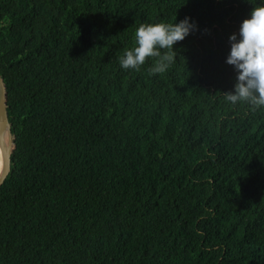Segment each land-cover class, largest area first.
<instances>
[{
    "label": "trees",
    "instance_id": "1",
    "mask_svg": "<svg viewBox=\"0 0 264 264\" xmlns=\"http://www.w3.org/2000/svg\"><path fill=\"white\" fill-rule=\"evenodd\" d=\"M255 6L0 0V264H264V108L224 99ZM185 17L165 73L121 69L140 24Z\"/></svg>",
    "mask_w": 264,
    "mask_h": 264
},
{
    "label": "clouds",
    "instance_id": "2",
    "mask_svg": "<svg viewBox=\"0 0 264 264\" xmlns=\"http://www.w3.org/2000/svg\"><path fill=\"white\" fill-rule=\"evenodd\" d=\"M195 29L188 17L179 23H142L134 33V46L118 57V63L125 71H139L152 59L149 75L163 74L175 62L173 46ZM229 41L226 63L237 76L234 90L226 92L224 99L232 105L247 104L255 112L264 108V6H255L250 18L241 23L238 36L233 33Z\"/></svg>",
    "mask_w": 264,
    "mask_h": 264
},
{
    "label": "water",
    "instance_id": "3",
    "mask_svg": "<svg viewBox=\"0 0 264 264\" xmlns=\"http://www.w3.org/2000/svg\"><path fill=\"white\" fill-rule=\"evenodd\" d=\"M0 122L1 123H7L9 127V134H10V142L12 143V146L10 147L9 153H5V145L4 141L2 139L1 141V150L4 157V171L2 175L0 176V185L3 183L5 178L7 177L8 173L11 169L12 164V151L15 147V142L13 139V133L11 131V122L9 120V112H8V83L5 79V76L0 70Z\"/></svg>",
    "mask_w": 264,
    "mask_h": 264
},
{
    "label": "bare ground",
    "instance_id": "4",
    "mask_svg": "<svg viewBox=\"0 0 264 264\" xmlns=\"http://www.w3.org/2000/svg\"><path fill=\"white\" fill-rule=\"evenodd\" d=\"M4 141L5 145V153L8 154L12 143L10 142V134H9V127L7 123L0 122V176L4 171V157L1 150V141Z\"/></svg>",
    "mask_w": 264,
    "mask_h": 264
}]
</instances>
